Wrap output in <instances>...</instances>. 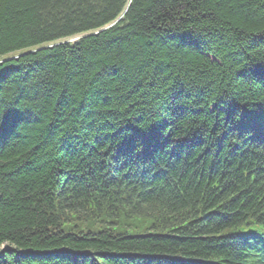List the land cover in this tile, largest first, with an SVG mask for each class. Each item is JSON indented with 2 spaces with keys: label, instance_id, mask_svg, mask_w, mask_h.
<instances>
[{
  "label": "trees",
  "instance_id": "trees-1",
  "mask_svg": "<svg viewBox=\"0 0 264 264\" xmlns=\"http://www.w3.org/2000/svg\"><path fill=\"white\" fill-rule=\"evenodd\" d=\"M129 1L0 0V264H264V0Z\"/></svg>",
  "mask_w": 264,
  "mask_h": 264
},
{
  "label": "bare ground",
  "instance_id": "bare-ground-1",
  "mask_svg": "<svg viewBox=\"0 0 264 264\" xmlns=\"http://www.w3.org/2000/svg\"><path fill=\"white\" fill-rule=\"evenodd\" d=\"M131 1L132 0H130L129 2L131 3ZM130 3H128L125 6L124 10L119 14V16L117 17V19H115L116 20L115 22H118L117 21L118 19H122L124 17V15L126 14V12L129 9ZM108 27H110V26L108 25V26L104 27L102 30L104 31V29H107ZM94 32H98V31L97 30H95V31H88V32H85V33H81L79 35H76L74 37H70V38L63 39V40H57L56 42H52V41L44 42V43H41L39 45H36L35 47L29 48V49L36 48V49H33V50H29V51H31L33 53V52H36V51L52 49L54 46H57V45H60V44H64V43H74V42L76 43V42L80 41V39H83V37L94 35ZM10 248L11 247H9L8 245H4L3 247H1L0 251L1 252H4L5 250L10 249Z\"/></svg>",
  "mask_w": 264,
  "mask_h": 264
},
{
  "label": "rangeland",
  "instance_id": "rangeland-1",
  "mask_svg": "<svg viewBox=\"0 0 264 264\" xmlns=\"http://www.w3.org/2000/svg\"><path fill=\"white\" fill-rule=\"evenodd\" d=\"M121 19H118L117 21H120ZM117 22H114L112 24H110L109 26H112L114 24H116ZM55 44V43H54ZM33 49H36V48H33ZM33 49H26V50H18V51H15V52H8L6 54H3L0 56V64H2L3 62L5 61H8L10 59H16L19 55L23 54V53H28L29 50H33ZM31 52V51H29ZM3 247V246H2ZM1 249V247H0Z\"/></svg>",
  "mask_w": 264,
  "mask_h": 264
}]
</instances>
